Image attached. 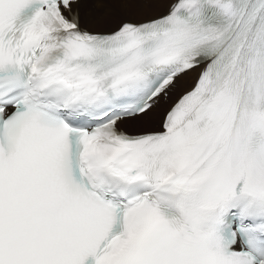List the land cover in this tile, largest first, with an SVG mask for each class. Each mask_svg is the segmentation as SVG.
I'll use <instances>...</instances> for the list:
<instances>
[{"label":"snow or ice","instance_id":"1","mask_svg":"<svg viewBox=\"0 0 264 264\" xmlns=\"http://www.w3.org/2000/svg\"><path fill=\"white\" fill-rule=\"evenodd\" d=\"M0 264H264V0H0Z\"/></svg>","mask_w":264,"mask_h":264}]
</instances>
